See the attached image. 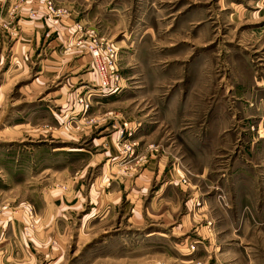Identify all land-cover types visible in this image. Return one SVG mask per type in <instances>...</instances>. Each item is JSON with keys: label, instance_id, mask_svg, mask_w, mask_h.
<instances>
[{"label": "rangeland", "instance_id": "obj_1", "mask_svg": "<svg viewBox=\"0 0 264 264\" xmlns=\"http://www.w3.org/2000/svg\"><path fill=\"white\" fill-rule=\"evenodd\" d=\"M53 1L86 82L79 26L117 49L121 88L35 85L33 63L32 101L7 86L0 264H250L236 256L251 245L264 264V0ZM243 189L239 220L259 235L222 242Z\"/></svg>", "mask_w": 264, "mask_h": 264}, {"label": "crops", "instance_id": "obj_2", "mask_svg": "<svg viewBox=\"0 0 264 264\" xmlns=\"http://www.w3.org/2000/svg\"><path fill=\"white\" fill-rule=\"evenodd\" d=\"M45 2L46 0H0V102L7 98L6 90L9 89L7 86L18 83L23 84L27 90L22 94L23 100L32 101V63L38 66L35 72V85L40 83L43 87H48L61 80L60 83H63L64 87H76L80 90L84 87H97V83H99V78L94 72H91L94 76L88 82H86V75L80 73L91 60L90 57L79 56L77 52L69 54L65 50V46L60 43L64 32H70L69 27L63 24L74 25L73 20L70 19L72 13L70 12L61 20L54 21L53 18L47 17ZM32 12H36L37 16L32 17ZM58 23L61 25L58 26ZM72 30L76 32L75 25ZM117 91L97 89V92L100 93L98 97H104L103 100L113 97ZM72 95L76 96L77 94H71L70 97ZM158 147L160 146L158 145ZM163 160L162 158L161 161ZM159 163L161 165V162ZM181 180L179 182L182 183ZM246 191L248 190L243 189L242 193H237V219L234 223L226 225L228 231L235 227L238 228V234L226 233L221 238L222 242L236 237L241 240L240 245H250L253 241L249 239L259 235L248 231L247 229L251 228V225L239 220V213L246 199ZM116 193L117 191L113 192V194ZM254 227L259 229L256 225ZM209 237L213 246L215 238L211 233ZM256 251L257 248L254 245L238 249L236 260H247L253 264L258 256Z\"/></svg>", "mask_w": 264, "mask_h": 264}, {"label": "built area", "instance_id": "obj_3", "mask_svg": "<svg viewBox=\"0 0 264 264\" xmlns=\"http://www.w3.org/2000/svg\"><path fill=\"white\" fill-rule=\"evenodd\" d=\"M45 10L47 14L57 18H65L70 14L69 10L66 7L58 6L53 0H46L45 2ZM32 17H36L37 13L32 12ZM79 31L81 32V36L78 39L77 45H81L83 43L82 37L84 35L89 39V43L86 48L88 52L92 54L94 57L93 68L96 75L99 78V89H106L117 91L120 88V78H119V70H118V51L113 46L107 45L103 38L98 35V32L95 28H84L83 26H79ZM87 94L85 96H80L79 101L81 104H87ZM131 126L128 122L124 123L123 128L121 129V134H130ZM183 182H187L186 178L182 179ZM30 220L32 221V226L34 222V214L31 210L28 211Z\"/></svg>", "mask_w": 264, "mask_h": 264}]
</instances>
